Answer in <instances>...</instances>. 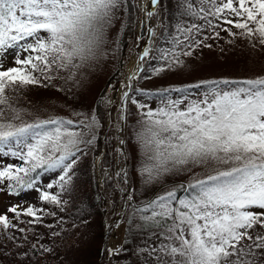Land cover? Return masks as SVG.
I'll return each mask as SVG.
<instances>
[{
    "label": "snow or ice",
    "instance_id": "1",
    "mask_svg": "<svg viewBox=\"0 0 264 264\" xmlns=\"http://www.w3.org/2000/svg\"><path fill=\"white\" fill-rule=\"evenodd\" d=\"M126 2L130 0H0V52L17 48L29 53L15 60L21 67L0 71V120L6 119L5 109L15 113L11 119L20 118L6 90L17 92L20 86L40 84L41 78L53 79L54 72L79 68L97 59L107 29ZM208 3L211 8L201 6L196 14L203 13L205 19L211 15L221 24L243 30L247 37L258 34L264 44V0ZM158 4L159 0H150L146 18L153 16ZM187 6L196 7L194 3ZM208 26L215 27L211 21ZM193 27L200 29L199 25ZM148 31L155 35L151 28ZM191 46L188 44L189 49ZM166 56L171 57L170 63H181L175 52L163 53L161 58ZM146 57L147 49L139 59ZM135 78V74L129 77ZM210 83L213 87L199 99H168L157 110L146 112L137 133L145 153L141 175L146 184L194 167L201 168L204 175L180 186L186 193L183 199L172 190L135 209L134 214L141 213V219L159 232L160 244L149 250L155 264H259L264 257V232L255 231L264 229V79ZM221 83L235 86L222 88ZM122 96L121 112L126 115L124 102L130 97L128 92ZM47 124L56 125L53 132L35 131ZM95 126V117L82 125L72 120L23 126L0 123V148L10 141L19 144L22 138L35 141L26 144L25 155L13 153L30 165L16 169L23 175L9 171L0 172V177L9 175L17 185L30 188L35 182L30 172L62 168L63 187L71 181L69 170L76 163L80 145L91 144L95 138ZM42 199L61 203L48 192ZM9 211L20 215L15 207ZM24 214L39 220L31 207ZM0 225L9 226L6 215H0ZM244 240L249 243L243 244Z\"/></svg>",
    "mask_w": 264,
    "mask_h": 264
},
{
    "label": "trees",
    "instance_id": "2",
    "mask_svg": "<svg viewBox=\"0 0 264 264\" xmlns=\"http://www.w3.org/2000/svg\"><path fill=\"white\" fill-rule=\"evenodd\" d=\"M194 1H196L195 5L198 7L203 6L206 9L212 7L208 0ZM137 2L138 0L126 2L117 13V18L114 20L112 27L107 29L105 43L101 46L102 49L100 48L97 59L89 60L79 68L70 67L66 71L54 72L53 79L43 80L41 78L40 84L20 86V98L12 108L20 113V118L13 120L14 123H17V126L39 123L45 120H72L82 124L81 121L72 117L73 109L70 108L69 105L71 104L69 102L62 103L52 98V88L69 86L72 92H82L84 99L88 101L93 89L98 85L99 91L90 103V108L92 109L91 118L95 117L96 119L95 138L91 144L80 145V150L86 153L89 162L84 161L87 165L82 171H71L70 169L71 181L63 187H61V183L57 182L55 175L57 170L59 173H63L62 168L49 169L44 167L37 168L35 172H30L29 176H34L35 182H43L42 188L36 186L35 182L30 188L19 186L15 180L10 179L9 175L0 177V193H8L13 197L26 191L35 192L34 188H38L42 192L39 197L40 200L34 205V212H36L39 220L24 214L23 211H17L20 213L19 216L9 211L8 215H6L9 219V226L4 228L0 225V264H36L37 257L41 256L44 258L46 253L50 259L47 264H109L112 262L115 252L108 253L106 249L103 252L102 246L106 242L111 228L115 227L114 219L119 209L118 197H121L123 193L113 186L112 179L107 175L103 180L102 186H99L94 180L92 165L89 163L104 150L105 157L102 166L111 167L114 165L113 152L116 147L113 141L112 130L114 129L111 126L110 119H114V112L120 115L122 112L121 108H116L114 104L107 110L100 97L105 96L110 87L114 88L120 83V78H118L120 66H116L119 56L125 53V49L130 42L134 44L137 40L135 25L138 22L140 12ZM212 2L214 4L217 0H212ZM179 5L181 10L177 11L176 8L171 7L172 3L170 1L159 0L155 10L159 11L161 28L153 41V48L149 53V57L153 55L154 50L163 47L164 53L175 52L179 55L180 61L183 60L184 62L176 64L175 70L171 69L174 63L169 61L164 67L155 70L156 61L155 63L150 62L148 57H146L143 60L145 63H143L142 69L135 75V80H132V87L129 91L130 99L124 104V109L126 110L123 124L125 152L119 155L121 159H123L122 155H125L123 162L127 163L126 174L128 180L127 182L122 181L120 185L125 189L130 188L131 190L136 185L133 152L135 145L140 143L137 133L141 127L142 117L151 110V103L156 105V107L152 105L151 107L157 110L163 106L162 102H166L168 99H178L179 96H184L186 93L194 95L204 94L213 87L210 83L212 81L228 80L238 82L247 79H264V75L234 77L236 74L233 76L224 74L213 79H196L177 83L182 75L173 73L182 72L190 67L193 69L204 65L208 62V59L226 66L227 71L241 69V63L254 61L252 55L245 50L250 42L255 45L254 48L258 53H264V44L259 42L260 37L258 34L247 37L242 34L243 30L236 29L231 25L221 24L219 19L213 18L211 15L205 19L203 13L197 15V11L189 9L185 0H182ZM155 12L153 13L154 17L156 16ZM224 15L227 17V12ZM166 17L170 20V23L166 20ZM208 21H211L215 27H209ZM194 25L200 26L199 31L193 27ZM112 29L116 30L115 39L120 40L121 47L117 57L112 62H109L110 56L107 52V45L109 44V36ZM185 29L190 31L186 32ZM224 29H229L230 31H225ZM233 30H237L235 35L230 34ZM216 33H219V35L217 36ZM204 37H207V39H204ZM169 38L172 39L169 42L173 45L172 48H169L171 44L167 42ZM198 41H202V43H197ZM188 44L192 45L190 49ZM185 51H190L191 54L183 55ZM167 57L171 60L170 56ZM107 68H111L108 73L105 72ZM149 70L153 72L148 79L149 86L145 87L140 84V81ZM159 70L163 71L160 72ZM103 74L107 76L100 81L96 79L98 75ZM158 81H162V83L155 85ZM197 85L200 86L196 87ZM219 86L230 88L235 85L221 83ZM125 88H128V86L126 85ZM177 89L185 91H177ZM25 90H30V92L25 93ZM39 96L44 97L42 99H34ZM133 100L137 103H132ZM47 104L49 106L52 104L53 107L48 108ZM139 105L144 107L140 108ZM5 112L9 113V110L6 109ZM12 113L15 115L13 111ZM107 120L109 121L108 124L106 123ZM55 127L56 125L54 124H47L42 129H36L35 131L53 132ZM34 142L31 138H23L22 142L17 146L16 142L10 141L6 147L0 148V172L10 171L12 175L22 176L23 173H17L16 169L27 168L30 165L26 161L21 160L19 155L14 156L13 153L25 155L27 153L26 144ZM75 164H78V161ZM192 170L195 176H201L198 179L203 177L200 174L199 167H194ZM45 174H49V178L46 181L43 180ZM194 179L198 180L197 177ZM49 184L52 185L51 188L48 187ZM159 188L161 187L148 188L142 205L153 200ZM44 192L56 195L61 203L57 205L43 200L42 195ZM176 192L180 199H183L186 194L180 186L177 187ZM104 194H108L112 203L109 209L110 215H107L110 220L108 227H106L104 220L106 214ZM128 204L129 206L131 205L130 202ZM137 205L141 204H135V206ZM126 211L127 207L122 214V218L120 217L121 221L125 220ZM74 218L79 220L76 221ZM139 218L138 216V221ZM137 225L138 223H135L131 226V229H135ZM20 229H23V231H20ZM128 233L129 231H125L124 236L126 237ZM43 246L46 247L44 251L40 249ZM72 252L76 253L75 257L71 255ZM134 253V260L138 259L137 262L139 263L142 260V250L136 248Z\"/></svg>",
    "mask_w": 264,
    "mask_h": 264
},
{
    "label": "rangeland",
    "instance_id": "3",
    "mask_svg": "<svg viewBox=\"0 0 264 264\" xmlns=\"http://www.w3.org/2000/svg\"><path fill=\"white\" fill-rule=\"evenodd\" d=\"M150 1V0H149ZM172 3L173 8H176L177 11H180V5L179 3L182 0H168ZM194 3L196 4V1L194 0H187V4ZM139 7V16H138V22L135 25V31L137 33V40L134 44L130 42L128 44L127 48L125 49V53L120 55L119 61L117 62L116 66H120L119 68V77L120 83L116 85L114 88H109L107 91V94L105 96L100 97L101 101L103 102L104 106L107 107V110L111 108V105H115L116 108H121V103L123 100L122 93L127 92L128 88H125L126 85L129 84L130 79L129 77L133 74L138 73L142 67L144 61H141L139 59V56L141 53L147 49L149 50V53L151 52V49L153 48L152 44L155 40V37L158 34L159 29L161 28V22L159 17V11L153 9V13H156V16H152L151 18H146V10L144 9V0H138L137 2ZM151 6V5H150ZM192 8L195 11H198V9L201 7ZM157 7V6H156ZM145 11V12H144ZM202 14V13H201ZM166 20L170 23V20ZM145 23L144 27V34L141 35V23ZM148 28H151L155 35H152ZM177 31V30H176ZM237 30H233L231 33H236ZM115 29L111 30V34L109 36V44L107 45V52L110 56L109 62H112L113 59H115L118 55V52L120 51V40H116L115 37ZM230 33V34H231ZM152 38V39H151ZM152 41V42H151ZM172 39L169 38L167 42H171ZM24 43V42H22ZM132 44V47H131ZM171 44V43H169ZM169 46V48H172ZM255 45L250 42V44L246 47L245 50H247L253 57L254 61L250 63H241L242 68L238 69L236 71H227V67L217 64L216 62H213L212 60L208 59V62L204 65L197 66L193 69L191 67L189 69H185L182 72L173 73V74H181V78L177 83L186 82V81H193L196 79H213L217 78L221 75L227 74L229 76L234 77H246V76H263L264 75V53H258L256 49L254 48ZM164 53V48L159 47L156 50L153 51V55L148 57V60L153 63L156 61V68L164 67L165 64L170 61L169 58L166 56L163 59L161 58L162 54ZM27 52H24L22 50H19L17 48H11L7 49L3 52H0V71L7 70L12 67H21L20 65L15 63V60L17 58L24 59L27 56ZM145 60V59H144ZM184 61L182 60L181 63ZM248 65V66H247ZM137 66H139V70L137 71ZM188 66V65H187ZM172 70L176 69V64H174L171 67ZM111 68H107L105 72H109ZM160 71V70H159ZM163 71V70H161ZM160 71V72H161ZM153 71L149 70L147 71L144 76L141 78L140 84L144 85L145 87H148V79L150 74ZM107 75H98L96 79L99 81L106 77ZM70 83V82H68ZM67 83V84H68ZM162 81H158L155 85H160ZM154 85V86H155ZM132 87V85H131ZM157 88V86H155ZM52 98L55 99L58 102L67 103L69 102L71 105L70 108L73 109L72 117L74 119H77L78 121H81L82 124L87 123L89 119H91L92 115V109L90 108L91 101L95 98L97 95L99 88L98 85H96V88L93 89L92 93L90 94V98L88 101L84 99L82 92H72L69 89V86H60V87H54L52 88ZM131 89V88H130ZM31 90V89H30ZM30 90H25L24 92H30ZM23 91V90H22ZM7 95L10 97V104L13 108L16 101L19 100V91L17 92H10L7 91ZM84 92V91H83ZM203 93H199L197 95L194 94H185L184 96H187V101L190 102L192 99H199L203 96ZM184 96H179V98H182ZM44 96H39L34 99H42ZM48 108H52L53 105L51 104ZM156 107L154 103L150 104L151 110L155 111L152 107ZM183 107V105H181ZM6 110V109H5ZM9 113L5 112V120H0V123H6L11 122L14 126H17V123L13 122V119L11 117L14 116L11 109H8ZM114 119H110L111 126L113 127V141L116 149L113 152L114 156V165L113 166H102L104 163V154L105 151L103 150L101 153H99L89 164L92 165V171L94 173V180L96 183H98L99 186H102L103 180L105 179V176L107 175L112 179L113 186L119 190L122 191L123 195L121 197H118L119 201V209L118 214L115 217V221L118 215L122 214L125 211L127 207V211L125 213V220L128 221H118L117 226H113L109 232V235L107 237L106 242L103 243L102 249L108 250L109 252H115L114 256L112 258V262L109 264H155V256L149 255V250H151L154 246H158L160 244L159 232L157 229H154L150 227V225L146 222H144L141 219V213H135V209L138 207H143L145 204L142 205V203L145 200V194L147 192L148 188L153 187H161L157 190L155 194V198H157L160 195L166 194L168 191L177 190V187L184 185L187 186L189 183H193L197 181L194 179L195 177H201V176H195L194 171L191 169L190 171H183V172H177L175 174H168L165 175L159 182L154 184H146L144 181V178L141 175V169L143 167L144 159H145V153L142 145L139 143L138 145H135V150L133 152L134 156V162L133 167L136 171V185L133 187V189H128V194L125 197V192L127 188H123L120 186L123 182H127V174H126V165L127 163H124L123 160L125 158V155L123 156V159H121L120 155L121 153H124V130H123V124H124V115L117 114L114 112ZM114 120V121H113ZM107 124L109 121L107 120ZM80 124V123H79ZM81 124V125H82ZM122 134V137H121ZM23 138L21 139L22 142ZM123 142V147H122ZM18 144L16 143V146ZM7 153V152H6ZM5 153V154H6ZM4 154V155H5ZM120 154V155H119ZM15 156V155H14ZM12 157V156H10ZM76 161H78V164H73L71 171H82L83 168L87 165L84 161L89 162V158L86 157V153L83 150H80L76 157H74ZM99 160V162H97ZM98 164V165H97ZM97 165V167H96ZM70 171V170H69ZM63 173H59L58 170L56 172V179L58 183H63L60 181V176H62ZM200 174L203 176V170L200 168ZM49 178V174H45L43 177V180H47ZM200 178V179H202ZM199 180V179H198ZM35 185L42 188L43 182L38 183L35 182ZM129 187V186H128ZM35 192L33 191H26L22 192L19 195H14L13 197L10 196L8 193H0V215H8L9 209L12 207H15L17 211H23L24 213L26 210L31 207L34 210V205L39 201V197L42 194L40 192L41 190L38 188H34ZM179 189V188H178ZM104 208L106 210V214L104 217V220L106 222V227L110 225V220L107 215H110L109 209L111 207V200L108 197V194H104ZM129 197H131L129 199ZM138 198V200H137ZM154 198V199H155ZM130 202V206L128 204ZM135 204H141L135 206ZM147 213H145L146 215ZM138 216L139 221H138ZM76 221H78V218H74ZM115 223V222H114ZM135 223H138L137 227L135 229H131V226H133ZM25 229L27 231V227L25 226ZM125 231H129L128 235L125 237L124 233ZM255 231L264 232V229L257 228ZM107 235V234H106ZM79 240V239H78ZM77 240V241H78ZM243 244H248L249 241L244 240L242 241ZM45 246L40 247L41 250L44 251ZM138 248L139 250H142V260L138 263V259H135V253L134 250ZM116 250V251H113ZM119 250V251H118ZM76 253H73L75 257ZM88 256V255H87ZM141 256V255H139ZM147 256V257H146ZM146 257V260L144 261ZM50 259L48 258V254L46 253L44 255V258L41 256L37 257L36 264H47L49 263ZM146 262V263H145ZM84 264V263H83ZM259 264H264V257L260 258Z\"/></svg>",
    "mask_w": 264,
    "mask_h": 264
},
{
    "label": "water",
    "instance_id": "4",
    "mask_svg": "<svg viewBox=\"0 0 264 264\" xmlns=\"http://www.w3.org/2000/svg\"><path fill=\"white\" fill-rule=\"evenodd\" d=\"M140 27H141V35L143 36V34H144L145 23L142 22L141 25H140ZM136 74H138V73H136ZM136 74H135V75H136ZM131 85H132V80H130V82H129L127 92H129V90H130V88H131ZM122 102H123V100H122ZM124 103H125V102H124ZM121 104H122V103H121ZM121 137H122V134H121ZM122 147H123V142H122ZM97 162H99V160H98ZM97 165H98V164H97ZM97 165H96V167H97ZM127 194H128V189H127L126 192H125V197H126ZM120 217H121V213H120V215L117 216L115 222H118L119 219H120Z\"/></svg>",
    "mask_w": 264,
    "mask_h": 264
},
{
    "label": "bare ground",
    "instance_id": "5",
    "mask_svg": "<svg viewBox=\"0 0 264 264\" xmlns=\"http://www.w3.org/2000/svg\"><path fill=\"white\" fill-rule=\"evenodd\" d=\"M151 6H150V1L149 0H144V9L147 10L149 9ZM145 12V11H144ZM102 49V48H101Z\"/></svg>",
    "mask_w": 264,
    "mask_h": 264
}]
</instances>
